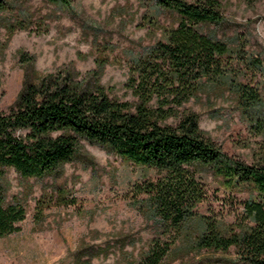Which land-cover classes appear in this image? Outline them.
<instances>
[{"label": "trees", "instance_id": "16d2710c", "mask_svg": "<svg viewBox=\"0 0 264 264\" xmlns=\"http://www.w3.org/2000/svg\"><path fill=\"white\" fill-rule=\"evenodd\" d=\"M10 2L0 0V11L10 10ZM153 10L174 14L176 24L160 28V38L129 60L123 88L130 100L111 96L97 82L75 80L65 70L36 81L25 77L11 106L0 111V237L18 231L24 218L20 201L5 199V170L23 179L49 175L73 159L83 139L159 173L136 188L144 194L137 206L161 229L133 264H163L181 250L217 254L214 264H264V165L226 155L185 106L204 90L224 89L264 142L259 91L240 79L250 73L264 84V59L247 52L237 36L219 39L203 30L222 24L219 0H153ZM96 72L89 74L95 78ZM195 166L208 168L224 188L249 189L236 221L224 225L195 213L203 196ZM44 205L42 197L37 200V214Z\"/></svg>", "mask_w": 264, "mask_h": 264}, {"label": "rangeland", "instance_id": "374dc122", "mask_svg": "<svg viewBox=\"0 0 264 264\" xmlns=\"http://www.w3.org/2000/svg\"><path fill=\"white\" fill-rule=\"evenodd\" d=\"M219 2L222 24L203 30L219 39L237 36L247 52L264 59V0ZM10 3V10L0 11V111L11 106L25 77L36 81L65 70L75 80L97 82L111 96L130 100L123 88L129 60L160 38V28L176 24L174 14L153 10V0ZM93 70L95 78L89 74ZM240 79L257 86L264 105V84L258 76L245 73ZM185 106L196 113L199 129L226 155L264 165V142L240 117L226 90H204ZM158 176L152 168L136 166L83 139L78 140L73 159L49 175L23 179L6 169L5 199H18L24 218L17 223L18 231L0 237V264H133L161 229L137 206L144 194L136 193V188ZM193 176L203 190L193 208L196 214L224 225L240 217V203L249 189L224 188L204 166H195ZM41 197L45 205L37 214ZM217 257L181 250L163 264H214Z\"/></svg>", "mask_w": 264, "mask_h": 264}]
</instances>
